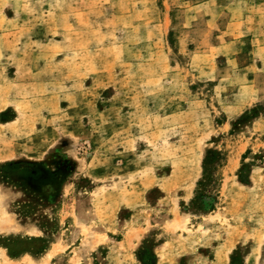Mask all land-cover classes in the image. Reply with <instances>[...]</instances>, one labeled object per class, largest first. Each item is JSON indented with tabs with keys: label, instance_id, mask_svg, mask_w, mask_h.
Instances as JSON below:
<instances>
[{
	"label": "rangeland",
	"instance_id": "obj_1",
	"mask_svg": "<svg viewBox=\"0 0 264 264\" xmlns=\"http://www.w3.org/2000/svg\"><path fill=\"white\" fill-rule=\"evenodd\" d=\"M241 10L264 0H0V264H264Z\"/></svg>",
	"mask_w": 264,
	"mask_h": 264
},
{
	"label": "crops",
	"instance_id": "obj_2",
	"mask_svg": "<svg viewBox=\"0 0 264 264\" xmlns=\"http://www.w3.org/2000/svg\"><path fill=\"white\" fill-rule=\"evenodd\" d=\"M232 9V8H231ZM229 11L230 8H229ZM232 12L235 13L236 11H234L232 9ZM237 15H231L230 19H236V20H246V19H249V18H252V19H258V20H262L264 19V15H261V12L260 11H249V10H241L240 12L238 11L236 13ZM157 264H159V259L157 258Z\"/></svg>",
	"mask_w": 264,
	"mask_h": 264
},
{
	"label": "trees",
	"instance_id": "obj_3",
	"mask_svg": "<svg viewBox=\"0 0 264 264\" xmlns=\"http://www.w3.org/2000/svg\"><path fill=\"white\" fill-rule=\"evenodd\" d=\"M217 157H219V155H218L217 152H215V151L207 152V155L205 156V159H204L205 162L203 163V180H201V182L199 183V185L204 186L208 182L209 175L207 174V171H208V169H207V163H208L209 159L212 160L213 158L215 159ZM8 165L10 166L12 164H5L3 167L6 168ZM151 264H153V263H151Z\"/></svg>",
	"mask_w": 264,
	"mask_h": 264
}]
</instances>
